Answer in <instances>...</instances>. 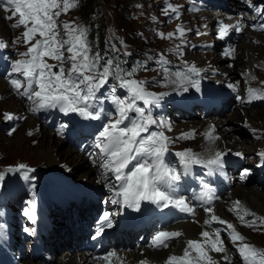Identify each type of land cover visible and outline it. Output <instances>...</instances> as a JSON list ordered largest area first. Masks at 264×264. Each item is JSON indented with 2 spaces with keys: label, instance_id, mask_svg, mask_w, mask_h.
I'll return each mask as SVG.
<instances>
[{
  "label": "snow or ice",
  "instance_id": "1",
  "mask_svg": "<svg viewBox=\"0 0 264 264\" xmlns=\"http://www.w3.org/2000/svg\"><path fill=\"white\" fill-rule=\"evenodd\" d=\"M77 3L78 0H0V7L12 12L6 17L7 19L11 20L18 15L19 18L12 24V28L23 26L25 28L22 33L24 43L30 44L27 50L21 53L24 59H18L12 65V72L23 78L22 80L10 79L12 89L19 96L26 97L32 102L33 106L29 109L32 112L58 109L65 114L76 113L84 120H104L96 134L94 147L99 149L100 167L105 170L101 175L106 178V173H111L119 182L118 186L111 185V188L118 189L114 194L120 197L113 203L139 210L141 202L145 201L157 208H173L192 214L194 208L186 202L184 197L177 195V183L194 165L203 166L208 169L209 174L221 170L225 164L226 153L216 151L213 155L204 157L193 153L190 149H185L175 153L178 166L166 159L170 153L169 146L174 141L165 135L163 130L150 129L153 125L159 129L169 127L165 121H157L151 113V107L159 106L167 93L156 94L147 91L146 81L130 78L133 72H126L120 69L119 65L112 67L113 62L104 59L99 53L90 54L91 47L85 27L72 23L58 26L56 18L61 13H67ZM165 4L167 6L162 11L168 15L171 10L176 18H179L178 8L168 3V0H165ZM256 11L258 14L261 13L259 8ZM61 27L63 31L60 30ZM218 27L219 39H224L230 30L241 31L239 22L229 24L221 21ZM259 30L264 31V24L260 25ZM176 33L183 37L185 29L177 25L175 32H169L166 37L161 33L160 36L172 38ZM37 36L38 39H36ZM32 40L35 42L30 43ZM5 47L4 41L0 40V49ZM174 51H178V47ZM229 54L225 53V55ZM46 57L57 63H47ZM102 59H104L103 65H101ZM65 63L70 65L67 69H65ZM158 63L165 73H169L167 68H163V65L169 63L168 61L161 59ZM54 67L58 71H53ZM200 71L195 65L187 66L185 71L171 73L170 75H174L175 79H170L169 83L176 85L174 90L177 92L181 89L187 92L189 86L198 90L199 80L192 77H198ZM244 75L250 80L257 79L250 73H244ZM110 77L115 79L126 93L123 97L117 96L116 88L111 89L113 93L111 103L115 107L114 118H110L112 114L105 112L103 102L97 96V92L109 83ZM260 83L264 85V81ZM229 87L233 86L229 85ZM247 91L250 101L264 100V91L256 88H249ZM138 101L143 102L144 107L138 106ZM130 113L135 115L131 116ZM12 118L11 114L5 113V119ZM191 135V133L181 134L177 139H188ZM205 138L215 139L208 133L205 134ZM234 155L242 154L237 152ZM258 155L264 159V152ZM25 168V165L20 164L8 167L7 171L21 172ZM23 175L25 179L28 178L27 172ZM3 179L4 173H0V180ZM199 199L205 204L211 203L212 189L207 183L202 182ZM230 210L236 212L243 226L264 227V218L257 217L248 209L241 208L239 201L234 202ZM204 211L213 213L211 207H206ZM24 215L32 218L33 212L25 211ZM246 216H252L253 219L246 220ZM204 223L209 226L212 223L226 225L228 238L236 245L241 264H264V249L247 243L246 237L236 231L232 223L215 214H211L210 219L205 220ZM110 226L109 213L105 212L97 224L96 236H100L105 227ZM181 235L179 231H160L154 236L152 246L167 247V241ZM200 236L201 240H187L183 254L169 256L165 264H217L209 253H227L219 230L214 229L211 233L202 231ZM113 256L115 253L110 252L103 259L111 264L109 258ZM222 259L227 264H231L227 254L222 256ZM141 264H147V262L142 261Z\"/></svg>",
  "mask_w": 264,
  "mask_h": 264
},
{
  "label": "rangeland",
  "instance_id": "2",
  "mask_svg": "<svg viewBox=\"0 0 264 264\" xmlns=\"http://www.w3.org/2000/svg\"><path fill=\"white\" fill-rule=\"evenodd\" d=\"M109 1L110 2H116L118 4H124L123 3L124 0H109ZM155 3H156V0H152L151 1V7ZM147 7H149V5ZM156 7H157V5H156ZM11 22L14 23L15 19H12ZM7 27L8 26H7L6 22H4L2 20L1 15H0V33H2L4 36H5V32L4 31H5V29L7 30ZM251 46L252 45L247 44V42L244 41V40L241 43H239L238 44V48H239L240 56H239L238 59H240L242 62L245 61L244 59H246V58L243 57V53H242L244 48L248 49L250 51V53L252 54V56H254V58L257 57L259 51H254L255 49H253ZM215 59L217 60V58H215ZM237 61L239 62V60H237ZM238 62H236V65H237L236 69L238 68ZM215 63L217 64V62H215ZM221 67L223 68V66H221ZM252 67H254V64L252 65ZM0 82L3 83L2 81H0ZM0 87H1L0 88V95L3 94V93L6 94V91L4 89L5 88L4 84H1ZM11 100L12 99H2L0 101V111L3 110V109H10V104H13L14 102H16L14 100L13 101H11ZM249 112L252 113L253 115L258 114V115H255V118L253 119L255 121V124L258 125L256 128H259L261 130L264 129V126H259V125H262L264 123V108L250 109ZM242 118H244V117H241V115L238 114V113L235 116H232V115L229 116V121L231 123H233L232 125H234L236 127L238 125L239 130H238L236 135L235 134L232 135V133H230V132H229V134H227L226 131L228 132V129L225 128V126L224 127H219V130H218L219 133L218 134H221L220 133L221 130L225 131L226 138H228L227 141L230 142L229 147L232 146L231 143L236 142V141H241L239 139L235 140L237 135L241 136V137H244V135H245L244 134V130L243 129L241 130L240 127H239V124H241L243 122V120H244ZM41 131H44V130H40L34 137H29L28 136L29 134L25 133V126H24V127L20 128L16 134L14 133L15 135H12V139L11 138L8 139V138H6L3 135V133H0V152H2L4 154V158L0 161V164H12V163H15L16 161H27V162H29L31 164L37 163L38 161H42L44 159V156L40 157L39 155H37V152L40 149H44V148H47L49 146H50L49 148L55 149V151H56L55 154H57L59 152L66 153L67 152L66 150H69L68 148L64 147V145L62 143L57 141L54 137H52V136L50 137L49 134L46 131H44L43 135L47 134L48 137H49V141L48 140L44 141V139H42L41 135H39V133ZM247 139H249L248 136L244 137L245 141L242 140L241 144L237 145V146L240 147V149H242V150L245 149V148L246 149H250V152L244 150L245 153L250 155L252 152L255 151V148L250 146L249 143H251V142H249ZM32 141H36V143L32 144ZM223 142H224L223 140L220 141V143H223ZM237 146L235 147L236 149H237ZM75 156L78 157L79 155L77 153H75L74 157ZM61 162H66V161H64L63 157H57L54 160H51L49 162V164L50 163L60 164ZM73 165L74 164L71 165L72 171L74 173H76V174L74 175V173L71 172L72 176L73 177L75 176L76 179L84 178V176H86V174H87V172H86L87 170L86 169L89 168L87 163L85 162V160L82 159L81 163L76 161L75 166H73ZM244 188L253 189L254 187H252L251 183H250V185L245 186ZM255 189H256V187H255ZM255 192L259 193V195L256 196V202H254L252 200V198L249 197V198H247V203L251 206V209L253 211L257 212L260 215H264V198L262 196L264 194V188L262 189V191L256 190ZM1 227L2 228L5 227L4 218H2ZM252 240L256 244L264 246V235L252 236Z\"/></svg>",
  "mask_w": 264,
  "mask_h": 264
},
{
  "label": "bare ground",
  "instance_id": "3",
  "mask_svg": "<svg viewBox=\"0 0 264 264\" xmlns=\"http://www.w3.org/2000/svg\"><path fill=\"white\" fill-rule=\"evenodd\" d=\"M2 34V33H1ZM2 36H4L3 34H2ZM243 46V45H242ZM245 47V46H244ZM253 49H255L254 51H259V56L257 57V58H254L253 56H252V54L250 53V51L248 50V49H246V48H244V50H243V57L244 58H246V59H244L245 61L244 62H242V61H240L239 60V62H238V67H242L243 68V70L244 69H248V71H252L253 70V68L254 67H252V65L253 64H258V59L259 58H261V57H264V40L263 39H261V41H260V43H259V45L258 46H251ZM241 53V54H242ZM242 56V55H241ZM214 61L215 62H217L218 61V59L216 60L215 58H214ZM201 63L204 65V60H201ZM223 71H225V72H227V73H229V74H231V71L230 70H228V69H226V68H223ZM255 71V70H254ZM235 72V71H234ZM1 84H4V83H1L0 82V85ZM4 86L6 87V85L4 84ZM1 88V87H0ZM5 89V88H4ZM3 91V90H2ZM8 103V102H7ZM10 107H11V110H15L16 109V107H17V103H13V104H10ZM236 114L234 113V114H232V116H235ZM255 115H258V114H255ZM255 115H253L252 113H250L249 112V110H247V112H246V116L245 117H247L248 118V122L251 124V127H254V128H256L258 125L257 124H255V121L253 120L254 118H255ZM239 117V116H238ZM242 117V116H241ZM233 118V117H232ZM231 118V119H232ZM213 119H216V118H214L213 117ZM218 121H217V125H219V127H224L225 126V128H227L228 129V132H231L232 133V135L233 134H237V132H238V130H239V128H238V126L236 127V126H234V125H232V124H224V122H226V121H229V117L228 118H226V119H224V120H222V119H217ZM31 123H34L32 120H30V119H28V120H26L25 121V124H24V126H31L32 124ZM241 127V126H240ZM219 129V128H218ZM241 129V128H240ZM242 130V129H241ZM15 133V132H14ZM43 133H44V131H41L40 132V134H41V136H42V139H44V141H49V137H48V135H43ZM46 133V132H45ZM219 132L218 131H216V132H214L213 134H218ZM221 134H222V136H221V139H224V140H228V138H226V135H225V131L224 130H221V132H220ZM50 136V135H49ZM51 137V136H50ZM240 140V139H239ZM42 141V140H41ZM245 141V140H244ZM241 142L242 141H236V142H233V143H231L232 144V146L233 147H236L237 145H240L241 144ZM219 143H220V140H219ZM246 143V142H245ZM222 144V143H221ZM221 144H218V145H216V143H213L211 146H209V147H211V148H215V149H221ZM230 144V142H228L227 141V143H226V145H229ZM250 144V146H252L253 148H254V144L253 143H249ZM52 146V145H51ZM50 147V146H49ZM49 147H47V148H44V149H40L38 152H37V155H39L40 157L41 156H44V159L42 160V161H44L45 162V164H47V165H51L52 163H50L49 164V162L51 161V160H54L55 158H57V157H63V159H64V161H66V164H70L69 165V167H71V165L72 164H74L73 166H75V163H76V161H78L79 163H81L82 162V159L83 158H81V156L74 150V149H71V148H68L69 150H66L67 152L66 153H63V152H59V153H57V154H55V149H52V148H49ZM229 147V146H228ZM206 148H208L207 146H206ZM244 150L245 151H248V152H250V149H243V152H244ZM75 153H77L79 156L77 157V156H75L74 157V154ZM248 154L246 153V160H248ZM80 160V161H79ZM87 171V174H89V173H93L94 172V170H92V169H90V168H87L86 169ZM73 172V171H72ZM85 172V173H86ZM74 173V172H73ZM76 173H74V175H75ZM87 174H86V176H87ZM84 176V175H83ZM75 177V176H74ZM90 178H88V180H89ZM261 185H264V182H261ZM234 191V196L235 197H237V198H240V199H242L245 203H246V205L247 206H249L250 208H251V206L247 203V198H252V200L254 201V202H256V196L257 195H259V193H257V192H255L254 190H252V189H248V188H244V187H242V186H238V187H236V189H234L233 190ZM261 196V195H260ZM263 196V198H264V194L262 195ZM252 202V201H251ZM254 205V204H253ZM262 206V205H261ZM219 210H220V205H218L217 206V209H216V212H219ZM181 229L183 230V232H184V235L179 239V242H183V241H185L186 240V238H190V237H194L193 235L197 232V227H196V225L194 224V223H186V224H183L182 226H181ZM137 258H139L138 256H137ZM81 260V259H80ZM80 260L79 259H77V256L76 255H72V256H68L67 255V252L65 251V252H63L62 254H60V255H58L57 256V258H55V260L52 262V264H80ZM25 264H35V263H32V262H28V263H25ZM39 264H41V263H39ZM81 264H85V262H83V263H81Z\"/></svg>",
  "mask_w": 264,
  "mask_h": 264
},
{
  "label": "trees",
  "instance_id": "4",
  "mask_svg": "<svg viewBox=\"0 0 264 264\" xmlns=\"http://www.w3.org/2000/svg\"><path fill=\"white\" fill-rule=\"evenodd\" d=\"M129 3L126 5H115L109 2V0H82V13L86 15L92 12L96 6L100 8H108L112 11L113 15L117 19L121 28L131 29V24L128 22V5L132 3L133 0H127ZM101 12V11H100Z\"/></svg>",
  "mask_w": 264,
  "mask_h": 264
}]
</instances>
